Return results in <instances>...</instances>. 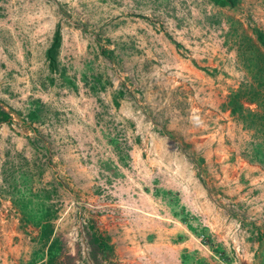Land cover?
Listing matches in <instances>:
<instances>
[{
  "label": "rangeland",
  "instance_id": "rangeland-1",
  "mask_svg": "<svg viewBox=\"0 0 264 264\" xmlns=\"http://www.w3.org/2000/svg\"><path fill=\"white\" fill-rule=\"evenodd\" d=\"M262 15L264 0H0V264L49 245L56 264H122L107 223L142 245L153 212L203 190L240 227L239 168H264Z\"/></svg>",
  "mask_w": 264,
  "mask_h": 264
},
{
  "label": "crops",
  "instance_id": "crops-1",
  "mask_svg": "<svg viewBox=\"0 0 264 264\" xmlns=\"http://www.w3.org/2000/svg\"><path fill=\"white\" fill-rule=\"evenodd\" d=\"M259 18L258 23L264 27V15ZM240 172L250 178L247 183L252 182L254 191L247 199L250 202L247 214L234 218L242 222L240 227L203 190L200 197H190L183 203L180 200L182 205L178 209L169 207V212H153L157 216L154 220L161 224L139 231L142 236H154L142 245L125 238L135 234L127 231V227L117 230L113 223H107L116 258L122 264H264V168L245 163L240 166ZM236 186L243 188L242 184ZM243 197L237 194L232 198ZM146 218L149 217L144 213L138 215L142 227L148 224ZM140 256L150 261H141ZM152 258L158 261L153 262Z\"/></svg>",
  "mask_w": 264,
  "mask_h": 264
},
{
  "label": "trees",
  "instance_id": "trees-1",
  "mask_svg": "<svg viewBox=\"0 0 264 264\" xmlns=\"http://www.w3.org/2000/svg\"><path fill=\"white\" fill-rule=\"evenodd\" d=\"M214 1L220 5L232 6L235 4V2L237 0H214ZM254 31H255V35H256V39H257L258 43L260 45H262L264 48V33H262L260 30H257V29H255ZM59 42H60V31H59V27L57 25L53 31L51 41L48 44V46L45 48V51H44V55H45V58L47 60L49 68L55 67V54H56ZM260 62H261V65L263 66V71H264V52H261ZM261 73H262L260 75L261 81H264V72H261ZM231 109L234 110L233 107ZM8 117H9L8 112L0 107V119H5ZM263 119H264V117H263ZM263 125H264V123H263ZM46 255H47L46 261L44 263H41V264H56L55 255L52 253V248L50 245L47 247Z\"/></svg>",
  "mask_w": 264,
  "mask_h": 264
}]
</instances>
